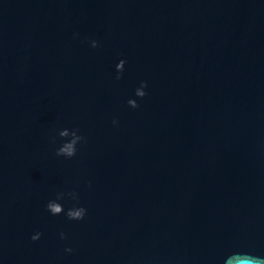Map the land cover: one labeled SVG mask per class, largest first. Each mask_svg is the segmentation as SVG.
I'll return each instance as SVG.
<instances>
[{
	"label": "water",
	"instance_id": "95a60500",
	"mask_svg": "<svg viewBox=\"0 0 264 264\" xmlns=\"http://www.w3.org/2000/svg\"><path fill=\"white\" fill-rule=\"evenodd\" d=\"M245 256L264 264V0H0V264Z\"/></svg>",
	"mask_w": 264,
	"mask_h": 264
},
{
	"label": "clouds",
	"instance_id": "9594fccd",
	"mask_svg": "<svg viewBox=\"0 0 264 264\" xmlns=\"http://www.w3.org/2000/svg\"><path fill=\"white\" fill-rule=\"evenodd\" d=\"M55 211H59V208L57 207L56 209H54ZM236 259L239 260V264H250V257H237Z\"/></svg>",
	"mask_w": 264,
	"mask_h": 264
}]
</instances>
